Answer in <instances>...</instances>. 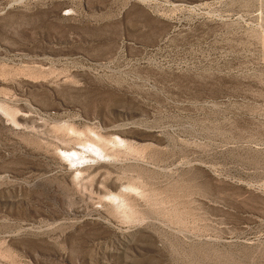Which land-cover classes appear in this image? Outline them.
Wrapping results in <instances>:
<instances>
[{"label":"rangeland","instance_id":"rangeland-1","mask_svg":"<svg viewBox=\"0 0 264 264\" xmlns=\"http://www.w3.org/2000/svg\"><path fill=\"white\" fill-rule=\"evenodd\" d=\"M0 264H264V0H0Z\"/></svg>","mask_w":264,"mask_h":264},{"label":"bare ground","instance_id":"bare-ground-1","mask_svg":"<svg viewBox=\"0 0 264 264\" xmlns=\"http://www.w3.org/2000/svg\"><path fill=\"white\" fill-rule=\"evenodd\" d=\"M87 145V144H86ZM97 145V144H96ZM101 147V146H100ZM84 151V153L86 152V153H90L91 155L93 154V153H95V154H102L103 152H102V148L100 149L99 147H96V146H92V145H90L89 147H88V149L85 151V150H83ZM73 152V154H71V152H65V153H69L68 155H67V157H68V159H70L71 160V162H76V160H82L83 159V152L81 151V149L80 150H77V149H75V150H73L72 151ZM104 154V153H103ZM90 155V156H91ZM110 156V155H109ZM109 156H107V157H109ZM106 157V156H105ZM93 158H94V156H93ZM91 159V158H90ZM90 162V161H89ZM86 163H88V162H86ZM117 199H118V197H117ZM119 201H121V200H119ZM121 203H122V201H121Z\"/></svg>","mask_w":264,"mask_h":264}]
</instances>
